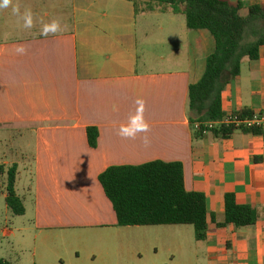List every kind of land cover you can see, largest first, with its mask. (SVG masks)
I'll list each match as a JSON object with an SVG mask.
<instances>
[{"label":"crops","instance_id":"1","mask_svg":"<svg viewBox=\"0 0 264 264\" xmlns=\"http://www.w3.org/2000/svg\"><path fill=\"white\" fill-rule=\"evenodd\" d=\"M227 1L242 4L241 15L249 6L264 7V0ZM5 9L0 193L4 199L6 174L15 169L14 190L25 207L17 217H26V224L16 220L15 228L0 229L9 241L0 260L79 264V250L103 256L111 249L106 264H157L148 256L152 235L122 240L130 227L117 226L98 177L109 167L161 161L180 163L185 190L204 196L207 234L184 248L177 239L184 226H159L173 228L163 230L171 235H155L158 241L185 264H264V130L195 138L188 120V88L201 79L214 50L206 30L187 29L184 16L170 11L139 15L125 0H11ZM28 12L30 28L24 26ZM53 21L60 30L40 35ZM220 97L224 115L264 113V46L256 60H242ZM138 111L148 130L122 135ZM91 128L98 134L94 148L87 140ZM226 194L253 210L252 226H218ZM8 213L5 205V225Z\"/></svg>","mask_w":264,"mask_h":264},{"label":"trees","instance_id":"2","mask_svg":"<svg viewBox=\"0 0 264 264\" xmlns=\"http://www.w3.org/2000/svg\"><path fill=\"white\" fill-rule=\"evenodd\" d=\"M136 12H167L183 15L189 30H206L214 39L213 53L207 57L201 79L188 88V120L218 122L221 92L238 77L244 58L254 61L264 46V7L249 6L241 15L242 4L227 0H125ZM252 112L243 109L237 118H250ZM237 130L233 126H215L208 133L218 140L229 139ZM247 135H261L259 129H241ZM203 130L194 132L202 137ZM97 131L87 129L91 148L96 146ZM98 181L110 202L118 227L191 226L194 239L202 242L207 234V211L202 194L184 188L182 165L177 162L153 161L139 166L109 167ZM15 169L6 174L4 203L13 216L24 215L23 201L14 190ZM255 222L253 210L236 203L232 194L224 196V222L219 227H250ZM0 264H8L0 260Z\"/></svg>","mask_w":264,"mask_h":264},{"label":"rangeland","instance_id":"3","mask_svg":"<svg viewBox=\"0 0 264 264\" xmlns=\"http://www.w3.org/2000/svg\"><path fill=\"white\" fill-rule=\"evenodd\" d=\"M139 9L140 10L138 11V14L140 15L142 12H141V8H139ZM5 10H6L5 8L0 9V21H1V23L4 22L5 19L7 18L6 17L7 12H5ZM14 22H15V19L13 17V23ZM0 185H1V182H0ZM1 191H3L2 186H0V192ZM7 216H8V222L5 225L4 224L5 203H4V199L2 198V195L0 193V229L3 227H6L9 230L15 228L16 227V220H19L22 223L26 224V219H25L26 217H19L18 218L16 216H13L11 213H8ZM166 228H173V227H159V226L158 227H136V228L130 227L128 229H123V230H125V231H123V233L126 235H124L122 237L123 238L122 240H126V238L131 234H149V235H152V248L150 250H148V256H150V258H154V260L156 261L157 264H185L184 262H182V259L178 253L171 251V250H168V245H166V244L163 245V241L162 240L158 241V238L155 237V235H159V234L171 235V233L169 231H163ZM178 228H184L182 230H185V231L183 232L182 237L180 236V232L178 231L177 239L183 240L184 248H186L188 246L190 248H193V246H195V244H196L194 237H193V228L191 226H184V227H178ZM188 241L190 243H188ZM8 242H9L8 240L2 239L0 237V243H1L0 253H2L3 255H5V253L8 251ZM108 250H111V249H104L103 256L97 255V254L91 255L90 253H86L83 250H79V252H78L79 253L78 263L79 264H106L105 259L107 257V253L109 254ZM71 257H72V261L76 260L74 252H72ZM133 257H134L135 261L139 260L137 255H134ZM8 261H10V260H8Z\"/></svg>","mask_w":264,"mask_h":264},{"label":"clouds","instance_id":"4","mask_svg":"<svg viewBox=\"0 0 264 264\" xmlns=\"http://www.w3.org/2000/svg\"><path fill=\"white\" fill-rule=\"evenodd\" d=\"M11 4V0H0V9L8 8ZM12 11L14 14L19 13L18 7L13 6ZM24 26L30 28L32 26L31 13H25L24 15ZM60 30V25L58 22L53 21L50 25H45L42 29L40 35L47 36L49 33H56ZM18 52L23 53V47L17 49ZM138 104H142L143 101H137ZM148 130V125L143 121L142 113L138 111L137 115L132 117L127 126L121 127V134L124 136H135L137 132H146ZM145 143L147 141L145 140Z\"/></svg>","mask_w":264,"mask_h":264},{"label":"built area","instance_id":"5","mask_svg":"<svg viewBox=\"0 0 264 264\" xmlns=\"http://www.w3.org/2000/svg\"><path fill=\"white\" fill-rule=\"evenodd\" d=\"M233 126L237 131L241 129H259L264 130V113L252 114L250 118H237L235 115H224L218 122H204L193 124L194 132L203 130L202 134L208 133V130L215 126Z\"/></svg>","mask_w":264,"mask_h":264}]
</instances>
